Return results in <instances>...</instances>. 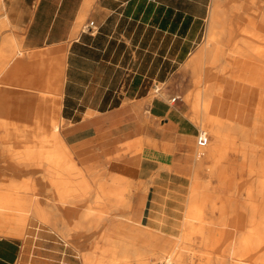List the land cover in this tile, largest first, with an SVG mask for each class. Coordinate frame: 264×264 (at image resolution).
I'll return each instance as SVG.
<instances>
[{
  "label": "crops",
  "instance_id": "0c3cea01",
  "mask_svg": "<svg viewBox=\"0 0 264 264\" xmlns=\"http://www.w3.org/2000/svg\"><path fill=\"white\" fill-rule=\"evenodd\" d=\"M1 2L0 23L7 19V25L0 30V50L4 36L13 33L22 41L23 48L30 51L28 57L15 60L8 66L7 75L1 81L0 93L10 101L7 140L13 144L26 140L27 143L16 144L33 147L26 146L25 150L17 152L34 153L35 161L32 176L2 175L3 180L18 182L31 178L35 192L40 194V208L49 212L50 225L58 226L72 224L68 220L75 209L109 211L110 216L101 222V226H107L110 220L117 218L119 222L124 209L120 201L106 196L95 200V193H115L127 187L129 191L125 193V199L130 204L131 220L136 223L146 221L151 226L161 225L162 232L169 236L173 225L169 216L171 211L185 210L190 203L191 188L186 181L190 172L185 163L188 156L180 147L185 129H181V123L174 116L168 117V112L159 110L163 106L161 103L146 106V112L141 116L133 102L145 99L149 83L155 81V48L164 51L163 60L180 65L204 39L213 3L226 5V13L233 19L229 3H257L252 10H258V15L245 13L242 22L253 19L258 24L260 15H264V0ZM83 19L86 21L84 27L93 22L95 30L82 29L78 34ZM235 19L239 20V17ZM155 35H159L157 41ZM246 85L226 76H217L212 85L208 113L214 116V112H223L224 103L220 99L227 92L232 93L236 104ZM15 87L22 88L23 92L13 94L11 90ZM240 111L236 104L233 114L238 115ZM165 116L167 122L163 131H159L151 119ZM214 117L222 119V116ZM257 117L258 112L251 115L250 128L254 127ZM54 124H62L61 147L49 139ZM163 146L166 149L158 148ZM167 149L173 151L171 162L176 161L177 166L172 171L154 169V163L169 161L164 154ZM63 150L64 154H61ZM51 155L53 161L48 158ZM139 156L142 158L138 168L136 159ZM73 161L89 179L95 176L94 180L97 179L82 201L73 198L74 186L78 182L70 170ZM224 176L230 175L226 172ZM250 192L252 198L247 189L211 187L209 192L199 193L200 198L196 199L197 202L207 199L209 206L213 207L217 203L224 205L228 198H237L230 206L240 210L254 202L259 210L264 209V191L256 186ZM224 206L227 209L226 203ZM153 210H162L161 223L147 221V214ZM243 217L245 221L248 219L247 212ZM36 219V225L45 226ZM15 250L12 241L0 239V264H15L16 259L12 262L18 251Z\"/></svg>",
  "mask_w": 264,
  "mask_h": 264
},
{
  "label": "bare ground",
  "instance_id": "6f19581e",
  "mask_svg": "<svg viewBox=\"0 0 264 264\" xmlns=\"http://www.w3.org/2000/svg\"><path fill=\"white\" fill-rule=\"evenodd\" d=\"M255 4L257 3H229L228 7L231 8V17H239V20H242V15L245 13H255V15L257 16L259 11L256 9L252 10ZM259 4L260 7H262V1H260ZM226 7V5L224 6L219 2L213 3L210 9L209 18L207 20L205 43L202 47L199 48L198 51L191 55L187 62L183 65L184 70L195 69L196 64L201 60H204L205 64L209 66V69H206V72L207 75L212 78V80H210L212 81L211 86L203 89L202 91L195 90V92L192 94H185V100L188 105H191L193 107L197 115L196 119L191 124L194 127L200 129L199 131L201 132H204L203 128H207L211 139L209 141V145L205 148L197 147V149H194L193 144L191 143V139L185 140L184 146L189 161H201L208 163V165L210 166L209 174L212 177H214L213 171L215 169L226 168V161L229 159L227 157L229 153L228 149L221 148L223 142L227 141L229 138H240L241 140L245 141L247 138L255 137L259 134V131L257 130L258 128L247 131L245 128H242L239 125H235L234 123L219 119L208 113V107L212 94V85L215 79L217 78V76L222 75L243 82L247 85L257 86L261 88L262 91H264V75L262 73V68L257 66L249 67V76H242V72L245 71L243 69V66L245 67L243 58L247 56H258L264 58V49H250L247 47V49L245 50L234 51L228 48V43L230 39H232V32L235 33L234 35H237L243 31L238 27L237 21H235L236 23H234L233 19L228 17L225 11ZM220 25H223V29L218 31L217 29ZM232 29H234V31ZM216 37L219 41H216ZM248 39L249 41H251L252 39H264L263 14L260 15V22L256 24V34L250 35ZM19 40L13 33H10L4 41V47L2 48V50H0V89L2 78L7 75L8 66L15 60L26 57L30 53V51H26L23 48L22 41ZM213 41L215 43H213ZM216 42H220L222 44L217 45ZM234 70H237L242 74L230 77V75H232L231 73ZM158 92L159 89L158 91H154V93ZM0 98L2 102L0 106V142L3 145L8 141L7 122L10 101L3 95H0ZM169 116L170 114H168V117ZM256 122H260L259 118H257ZM260 131H263L264 133L263 129H261ZM61 137L62 136L60 134V129H54L53 127V131L49 139L55 141L61 147V143H63V141L61 142ZM3 148V151L7 153V157L9 156L7 161H10L8 165L10 170L14 171L22 165L24 167L26 163H28L26 165L28 168L30 166L29 164L33 166V163L35 162L34 153L13 151L10 149V143H7V145L4 144ZM240 149L243 156H248L247 158H249L250 162L254 163V165L251 166L249 172L256 173V175L258 176L257 186L260 187L262 191H264V146L258 149L254 146L244 145ZM60 151L62 150L60 149ZM61 154H64V150L63 153L61 152ZM52 156L53 155H51V157H48L51 161H53ZM60 157H58V159ZM45 158L47 159V157ZM141 158L142 156H139L136 159L137 165L140 163ZM37 160H40L39 157ZM153 160L155 162L157 161L155 158H153ZM231 160L233 161V157L231 158ZM155 164L156 163H154L153 166H155ZM153 166L151 168H153ZM137 167H139V165ZM127 168L128 167H122V169ZM70 170L73 172V178L78 180L77 184H75L74 186L75 189L73 190V198L75 201H82L81 198L91 191L93 181L97 180H94L96 176L93 179H89L88 176H86L83 170L76 163V161H73L72 165L70 166ZM70 170L69 172L71 173ZM238 171L241 172L240 175L242 176L243 172L240 170ZM96 173L98 172L96 171ZM211 173L213 175H211ZM115 177V180L117 181V176L115 175ZM116 181L113 183H116ZM122 181L124 180H121V182ZM2 184L9 188V190L8 193H0V239L23 241L27 236L30 217H33L35 219L37 218L36 220H38V222H40L41 224H45V226H53L50 225L52 221L50 220L49 212L40 208V198H38L37 195H33V197H25L26 194H29L31 193V191H33L32 187L34 184L32 183V181L26 180L23 182H17L15 180H10L8 183L3 182ZM99 191H101V186ZM97 192L95 193V200L101 199L102 197L105 198V196L107 198H119V204L124 207L123 210L126 211L125 213L128 215L124 216L121 214L120 217L122 218V220L119 218V222L118 218L115 220H110V224H107L104 233H99V235L96 236L93 240V246L92 248L90 247L91 250H86L84 249V243L81 242L83 235L87 231L92 232L93 230L97 229V227L101 225V222L105 218L109 217L108 215L110 213L109 211L94 212V210L87 209H75L71 211L74 217L73 223L70 224L69 227H58L57 231L58 234L67 238V242H69L68 244L79 256L81 264H155L158 256L160 259V262L158 264H191L190 261L192 257L189 261L187 259H184L183 257L187 251H185L181 247L179 248V244L184 243V241H195L198 237H203L206 234L212 232L211 227L209 225H205L197 229H188L186 230L184 235L178 236L176 239H168L166 235L159 229H154L145 223H136L131 220L129 214L130 204L129 201L127 202V200L125 199V193L128 191L122 190V192L116 191L115 193L110 192L106 194ZM51 209L53 208L51 207ZM210 210L211 212H213L214 210L219 211V216L222 217L225 221L224 225H230L229 220L233 215L227 213V209L224 205L217 203L213 205ZM247 210L249 214L246 223L251 227L248 231V235L235 240L234 246H232V249L230 250V254L235 256V258H232L230 256H221L213 259L208 258L206 260L204 259L203 263L201 264H264V210L262 209L263 212H259L260 210L257 208V206H249ZM206 212L207 211H205L204 208H200L199 210H195L190 213L189 217L204 219L207 214ZM147 215L149 216L150 220V213H148ZM255 215L256 217L260 218L259 221L255 220ZM86 218H93L92 222L90 221L91 224H88L90 226H88L84 222ZM225 234L229 235L232 233L231 231H229ZM137 240H140V242H138ZM158 242H162V246L159 251L160 253H155L146 258H143V256L146 255V252L149 251V253H153L155 251Z\"/></svg>",
  "mask_w": 264,
  "mask_h": 264
},
{
  "label": "rangeland",
  "instance_id": "374dc122",
  "mask_svg": "<svg viewBox=\"0 0 264 264\" xmlns=\"http://www.w3.org/2000/svg\"><path fill=\"white\" fill-rule=\"evenodd\" d=\"M2 6V2L0 0V9ZM264 12V11H263ZM236 18V17H235ZM233 19L234 23L235 21L238 22V27L243 31L240 34L234 35L235 33L232 32V39H230L228 43V48L231 50H245L248 48L250 49H264V39L262 40H256L252 39L249 41V37L252 34H256V24L253 19H251L249 22L242 20ZM253 20V21H252ZM86 24L85 19L82 20V22L79 25V32L81 33L84 25ZM4 25V26H3ZM7 25V19L4 20V22L0 23V30L2 27H6ZM8 26H11L10 24ZM8 28V27H7ZM223 29V25H220L218 27V31ZM234 31V29H232ZM10 34V33H9ZM5 35L2 44L4 47V41L6 37L9 35ZM204 37V35H203ZM159 39V35H155V41ZM218 38L216 37V41ZM215 41V40H214ZM213 41V43H215ZM219 41V40H218ZM225 41V39H224ZM222 42V41H221ZM205 43V37L198 46V48L192 53L194 54L196 51L199 50L200 47H202ZM217 45H220L222 43L216 42ZM225 43V42H224ZM156 46V43H155ZM2 47V48H3ZM2 50V49H1ZM164 51L157 50L155 48L154 51V65H153V71L155 75V81H152L148 85L147 89V97L141 101L133 102V105L136 107V112L144 116L146 112V106H150L159 102L163 106L159 107V110L162 113L168 112L171 116H174L176 118V121L178 123H181V129H185V133L183 134L184 137L181 139V148L185 149L184 142L187 139H191V143L193 144L194 149H197L196 144V137L197 133L200 129L194 127L191 123L196 119L197 115L191 105H188V103L185 100V96L187 94H192L195 92V90L202 91L205 88H208L211 86L212 78L207 75L206 69H209V66L205 64L204 60H201L199 63L196 64L195 69H188L184 70L183 65L184 63L190 58V55L187 60L184 63L174 64L171 65L170 62L167 60H163L162 57ZM30 55V53L27 55V57ZM171 55V53H170ZM243 62H245V67L243 66V69L247 72H239L237 70H234L230 75V77L234 75H240L248 77L249 67H260L263 69V75H264V58L258 57V56H247L243 58ZM258 64L260 66H258ZM247 73V74H246ZM12 75V76H11ZM11 77H13V73H11ZM157 75V77H156ZM11 90L13 94H18L20 92H23L22 88H12ZM156 89H159L158 93H154ZM241 93V91H240ZM186 94V95H185ZM264 91H262L259 87H251L249 85L244 86L243 93H241V97H239V101H236V104L238 108L241 109L239 114H233L235 99L232 96L231 92H227L224 94V96H221V101L224 103L223 105V112L222 113H213L214 116H222V119H225L230 122L238 123L242 128L244 127L247 131L251 129L258 128L259 131L258 135L255 137H249L245 141L241 140L240 138H229L227 141L223 142L221 145V148H227L228 149V155L229 158L226 161V168L225 169H215L214 177L208 175V172L210 171V166L206 162L201 161H189L188 157L185 161L186 163V169L190 172L189 176L186 178V181L190 183L191 193H190V203L187 209L185 210H177L171 211V214L169 215L171 217L173 225L171 226L172 230L169 233V236L166 235L168 239H176L178 236L184 235L186 230L188 229H197L201 228L205 225H209L212 229V232L209 234H206L203 237H198L195 241L188 242L184 241V243L179 244V248H183L185 251H187L184 255V259H187L188 261L191 258V264H201L203 263V260L208 258H218L221 256L224 257H232L235 258L231 253L232 246H234V242L238 238L245 237L248 235V231L251 226L247 225L243 215L245 212H247V215L249 214L248 210L245 211L247 206H258L257 203L250 202L248 205L244 207V209H237L236 207L230 206V203L236 202L237 198H228L227 201L224 202V205L226 203L227 206V213L233 215L232 218L229 220L230 225H224V219L219 216V211L214 210L211 212V207L209 206V200H203L199 201L196 198H200L201 192H209L211 187H217L219 189L221 188H227V189H247L248 196L252 198L251 194V188L257 186V179L258 176L256 173H250L251 166L254 165L253 162H250L248 156H243L241 153V147L245 146H254L258 149L262 148L264 146V133L263 131H260L261 129L264 130ZM1 95V93H0ZM179 96L180 100H178L174 106L171 105L168 100L172 97ZM1 98H0V106H1ZM255 112H258V117L260 122H256L253 128L251 127V115H253ZM166 119V120H165ZM152 123L154 124V127L156 129H159L163 131L165 127V123L167 122V117H153L151 119ZM147 123H149L147 121ZM62 124H55L53 127L54 129H61ZM250 128V129H249ZM204 132L207 133L209 137V141L211 139L210 134L208 132L207 128H203ZM49 131H47V134ZM7 143H10V149L16 150V151H23L25 150L26 146L33 147L32 145H24V144H16V143H27L26 140L20 141V142H14L13 141H7ZM0 142V193L5 194L8 193L9 188H7L3 182L8 183L9 181L3 180L2 175H17L19 177H25L26 175L32 176L33 170L32 165L29 164V168H27V164L23 167H18L16 170L12 171L9 169L8 165L10 161H7V153L4 150L3 146ZM209 145V143H208ZM207 145V146H208ZM206 146V147H207ZM157 149V147H155ZM159 149H166V146L158 147ZM200 148V147H199ZM186 152V151H185ZM165 155L169 157L168 162H160L158 164H155L154 169L157 170H170L172 171L173 167L177 166V162L175 161L174 164L171 162V157L173 154V151H169L168 149L164 152ZM226 157V158H227ZM233 157V161L231 158ZM173 164V166H172ZM256 165V164H255ZM139 168V167H138ZM240 168V169H239ZM19 169V170H18ZM242 171V176L240 175ZM40 172V169L38 170ZM229 173L230 176L225 177L224 175ZM210 173V172H209ZM32 181L30 179H21V182L23 181ZM33 191L31 193L26 194L25 197H33V195H37L38 198H40V194L35 192L34 185L32 187ZM75 189V188H74ZM6 190V191H5ZM129 191L127 187H124L120 189ZM119 191V192H120ZM102 194H106L103 192ZM119 199V198H117ZM264 199V198H263ZM225 200V199H224ZM120 201V200H119ZM223 205V204H222ZM264 206V204L262 205ZM204 208L206 213V217L204 219L199 218H191L189 217L190 213H192L195 210ZM87 210H94L95 211H106L101 209H87ZM264 210V209H263ZM263 210H260L259 212H263ZM126 211H122V215L127 216L128 214L125 213ZM150 222H159L161 223V218L163 217L162 210H153L150 211ZM217 215V216H216ZM110 216V214L108 215ZM167 216V214H166ZM258 216V215H257ZM72 217V218H71ZM70 220L68 222L73 223L74 217L71 216ZM87 219V220H86ZM84 222L88 225L91 224L93 218H86ZM255 220L259 221L260 218L256 217ZM91 221V222H90ZM29 226L27 230V236L26 238L22 240H10L14 243V248L17 251L16 255L12 259V262L15 261V264H81V260L77 253L70 247L67 242V238L65 236H62L58 234V227H69L68 226H38L35 224V219L33 217L29 218ZM145 224L146 221H145ZM177 224L180 226L178 227ZM148 225V224H147ZM72 226V225H71ZM90 226V225H88ZM87 226V227H88ZM154 229H159L162 231L161 225L159 226H151L148 225ZM50 228V229H49ZM106 226H99L97 229L93 230L92 232H85L83 235V238L81 242L84 243V249L91 250L93 246V240L96 236L99 235V233H104ZM231 231L232 234L226 235L225 233ZM57 234V235H55ZM35 237V238H34ZM32 239V240H31ZM9 240V239H8ZM65 240V241H64ZM140 242V240H137ZM67 242V243H66ZM162 242L157 243V248L153 253L146 252V255L143 256V258H146L152 254H159L160 248L162 246ZM92 244V245H91ZM67 245V246H66ZM91 247V248H90ZM88 248V249H87ZM32 249V250H31ZM15 250V252H16ZM33 253V254H32ZM58 253V254H57ZM264 253V249H263ZM33 255V256H32ZM32 256V257H31ZM189 256V257H188ZM160 262L159 256L157 257L155 264H158ZM5 264V263H3Z\"/></svg>",
  "mask_w": 264,
  "mask_h": 264
},
{
  "label": "built area",
  "instance_id": "2783aa9c",
  "mask_svg": "<svg viewBox=\"0 0 264 264\" xmlns=\"http://www.w3.org/2000/svg\"><path fill=\"white\" fill-rule=\"evenodd\" d=\"M94 23L93 22H89L88 25H86L84 28H83V31H94L95 28L93 27ZM156 91H158V89H156ZM178 100H180V97L179 96H175V97H172L169 99V103L171 105H174ZM209 143V137L207 135L206 132H201L199 131L197 133V137H196V144H197V147H200V148H205Z\"/></svg>",
  "mask_w": 264,
  "mask_h": 264
}]
</instances>
